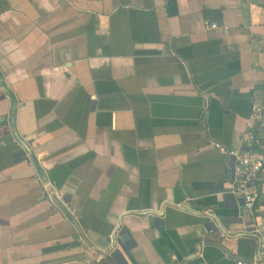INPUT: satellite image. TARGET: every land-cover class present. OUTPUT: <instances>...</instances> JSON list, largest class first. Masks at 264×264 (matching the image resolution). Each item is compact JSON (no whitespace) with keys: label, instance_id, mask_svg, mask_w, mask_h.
<instances>
[{"label":"crops","instance_id":"0c3cea01","mask_svg":"<svg viewBox=\"0 0 264 264\" xmlns=\"http://www.w3.org/2000/svg\"><path fill=\"white\" fill-rule=\"evenodd\" d=\"M263 99L264 0H0V264L258 259Z\"/></svg>","mask_w":264,"mask_h":264},{"label":"built area","instance_id":"2783aa9c","mask_svg":"<svg viewBox=\"0 0 264 264\" xmlns=\"http://www.w3.org/2000/svg\"><path fill=\"white\" fill-rule=\"evenodd\" d=\"M217 27L216 23L212 24V28ZM243 142L247 148V153L244 155L227 150L217 143H214V147L221 154L235 158L234 172L237 183L228 193L234 197L239 195L243 201L244 210L254 214L264 201V99L252 110L247 130L243 135ZM41 182L49 198L50 194L59 198L48 180L44 179ZM254 231L260 235V259L250 262L238 260L236 264H264V222L255 225Z\"/></svg>","mask_w":264,"mask_h":264},{"label":"water","instance_id":"95a60500","mask_svg":"<svg viewBox=\"0 0 264 264\" xmlns=\"http://www.w3.org/2000/svg\"><path fill=\"white\" fill-rule=\"evenodd\" d=\"M58 197H55V196H51V194H50V199L51 200H53V201H55L56 202V200L55 199H57ZM154 221L155 220H151V223H154ZM209 229L210 230H213V232H218V227H217V224H216V222H212V224H211V226H209ZM121 240L123 241V242H125V243H127V242H129V240H130V237H129V235H122L121 236ZM260 248H261V240H260ZM260 248H259V252H258V259H260ZM238 260H240V258H237ZM245 261V260H244Z\"/></svg>","mask_w":264,"mask_h":264},{"label":"trees","instance_id":"16d2710c","mask_svg":"<svg viewBox=\"0 0 264 264\" xmlns=\"http://www.w3.org/2000/svg\"><path fill=\"white\" fill-rule=\"evenodd\" d=\"M216 13H217L218 16L220 15V17H221L220 12L216 11ZM248 248H250V246H249ZM248 248H247V250H248ZM240 250H244V249L241 248ZM251 250H254V249L251 248ZM245 257H246V256H245ZM247 257H248V259H250V257H252V255H247Z\"/></svg>","mask_w":264,"mask_h":264}]
</instances>
